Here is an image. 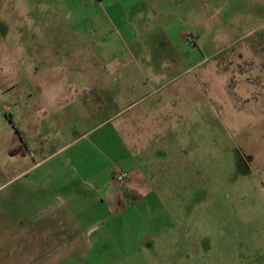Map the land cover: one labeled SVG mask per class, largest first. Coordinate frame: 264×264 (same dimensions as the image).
<instances>
[{"label":"rangeland","instance_id":"obj_1","mask_svg":"<svg viewBox=\"0 0 264 264\" xmlns=\"http://www.w3.org/2000/svg\"><path fill=\"white\" fill-rule=\"evenodd\" d=\"M78 1L0 0V200L12 192L7 205L18 201L20 186L24 192L35 186L32 177L49 184L50 171L74 170L62 157L46 160L73 136L75 121L54 96L56 90L63 95L66 84L33 86L34 78L46 76L47 68L37 65L48 57V44L36 48L26 33L48 9L82 4L79 10L99 17L110 12ZM154 1L138 5L147 27L144 42H152L150 31L164 29L178 46L181 65L141 122L146 141L162 151L157 159L151 150L158 161L155 178L147 171L156 191L151 209L134 202L135 214L96 228L109 235L68 244L53 241L43 224L34 235L30 225L57 195L43 200L26 192V219H0V264H264V0ZM81 26L94 24L83 20ZM123 120L100 133L108 135Z\"/></svg>","mask_w":264,"mask_h":264},{"label":"crops","instance_id":"obj_2","mask_svg":"<svg viewBox=\"0 0 264 264\" xmlns=\"http://www.w3.org/2000/svg\"><path fill=\"white\" fill-rule=\"evenodd\" d=\"M142 2L151 7L155 1L86 0L90 7L110 9V12L102 10L100 17L79 10L82 4L58 12L48 9L37 15L38 22L30 31L25 30L33 37L36 48L46 46L45 42L48 44V57L37 65V68H47L46 76L34 78L33 86L39 81L66 84L60 87L63 95L56 90L54 96L63 99L57 104L59 109L70 111L75 121L73 136L46 160L62 157L64 166L70 165L74 170L70 175L50 171L49 184L42 178L32 177L35 186L25 192L20 186L18 201L9 202L10 205L7 200H12V192L3 193L0 219L8 216L18 221L26 219L25 206L21 203L26 192L32 198L43 200L57 195V199L47 200L41 214L31 216L30 225L35 227L32 233L37 235V225L43 224L55 242L95 243L101 236L109 235L108 231H97L98 226L109 228L120 216L128 212L135 214L131 204L139 203L151 209L156 191L149 183L147 171L153 176L157 171L158 161L153 160L151 150L157 152V159L162 157V151L158 149L159 144L146 141L143 133L146 127L141 124L157 106L151 99L177 79L181 60L178 46L167 41L164 29L161 34L150 31L148 36L152 42H144L147 27L143 23V11L138 8ZM153 9L156 14L160 13L158 6L153 5ZM99 19L106 20L108 25L100 26ZM83 20H90L94 26H81ZM190 36L196 44L195 37ZM72 68H78L77 74ZM121 118L124 120L108 135L100 133ZM176 141L172 143L178 146ZM118 172H128V181L119 184ZM23 174L17 178L22 180ZM54 183H62L63 187L58 190ZM14 195L17 197V192Z\"/></svg>","mask_w":264,"mask_h":264},{"label":"built area","instance_id":"obj_3","mask_svg":"<svg viewBox=\"0 0 264 264\" xmlns=\"http://www.w3.org/2000/svg\"><path fill=\"white\" fill-rule=\"evenodd\" d=\"M193 42V41H192ZM130 174L128 172H118L116 174V180L119 184H124L128 181Z\"/></svg>","mask_w":264,"mask_h":264}]
</instances>
